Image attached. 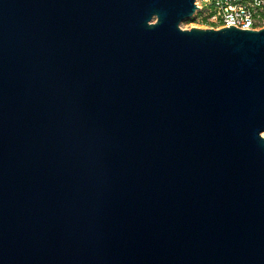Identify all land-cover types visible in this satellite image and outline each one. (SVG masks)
Wrapping results in <instances>:
<instances>
[{"label":"water","instance_id":"1","mask_svg":"<svg viewBox=\"0 0 264 264\" xmlns=\"http://www.w3.org/2000/svg\"><path fill=\"white\" fill-rule=\"evenodd\" d=\"M195 0H0V264H264V28Z\"/></svg>","mask_w":264,"mask_h":264},{"label":"built area","instance_id":"2","mask_svg":"<svg viewBox=\"0 0 264 264\" xmlns=\"http://www.w3.org/2000/svg\"><path fill=\"white\" fill-rule=\"evenodd\" d=\"M189 25L219 29L229 25L240 29L264 28V0H195ZM264 137V132L261 133Z\"/></svg>","mask_w":264,"mask_h":264},{"label":"rangeland","instance_id":"3","mask_svg":"<svg viewBox=\"0 0 264 264\" xmlns=\"http://www.w3.org/2000/svg\"><path fill=\"white\" fill-rule=\"evenodd\" d=\"M180 27H181L182 29H189V28H191V27L206 28V27L204 26V24H202V25L199 24V25H194V26L189 25V22H188L187 20L182 21V22L180 23Z\"/></svg>","mask_w":264,"mask_h":264}]
</instances>
